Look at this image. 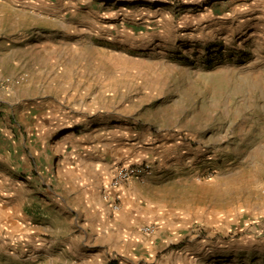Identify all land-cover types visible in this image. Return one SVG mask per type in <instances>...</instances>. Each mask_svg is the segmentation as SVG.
<instances>
[{
	"label": "rangeland",
	"instance_id": "obj_1",
	"mask_svg": "<svg viewBox=\"0 0 264 264\" xmlns=\"http://www.w3.org/2000/svg\"><path fill=\"white\" fill-rule=\"evenodd\" d=\"M2 1L0 264L79 260L140 163L131 264H264V0ZM80 163L108 213L66 187Z\"/></svg>",
	"mask_w": 264,
	"mask_h": 264
},
{
	"label": "crops",
	"instance_id": "obj_2",
	"mask_svg": "<svg viewBox=\"0 0 264 264\" xmlns=\"http://www.w3.org/2000/svg\"><path fill=\"white\" fill-rule=\"evenodd\" d=\"M32 0H4L1 3L3 5L12 4L16 6H20L22 3H31ZM1 48V47H0ZM2 50V48H1ZM4 58H0L2 60ZM157 147V146H156ZM130 150V148L128 149ZM151 150V149H149ZM155 149L150 151L151 153H155ZM157 152V151H156ZM143 158V157H142ZM110 162L108 165H104V167L110 166ZM92 169H86L84 166L78 164L74 165L73 168L70 169L68 173L72 178H64L65 185L67 188L75 189L80 186V191L85 190L84 197L86 199V203L90 206V211L92 213L97 212H105L108 211L105 209L104 204L101 203V181L96 186V189L92 190L93 186L89 177V171L93 172ZM108 170V169H106ZM110 170V169H109ZM112 172V171H111ZM92 176V175H91ZM1 178H4L3 176ZM71 179V180H70ZM70 180V182H68ZM70 183V185H69ZM74 184L76 187H74ZM147 184H142L138 182H131L125 185L122 190V205H123V214L119 217L115 218L113 222L102 223L103 226L108 227V231H110L107 237H104V240L99 238H94L91 233V237H87L80 243V257L79 260L70 259L67 264H113L111 263L110 256H114V252L116 255H120L121 259L118 264H131L132 258L136 256L134 254L139 253L135 250L139 251L140 247L146 240H143L139 229L140 223L138 222L137 213L140 211L141 206L138 204L140 198H142V190L146 188ZM96 190V191H95ZM90 191V192H89ZM98 191V192H97ZM82 225L88 226L91 230L96 229L98 223H95L94 220L86 221ZM119 227L120 230H114L111 227ZM139 226V227H138ZM83 230V228H81ZM83 243V244H82ZM83 245V246H82ZM120 245V248H118ZM128 247L131 248L129 255H125L120 252L123 248ZM134 253V254H133ZM129 261V262H127ZM48 264H58L56 260L52 259Z\"/></svg>",
	"mask_w": 264,
	"mask_h": 264
},
{
	"label": "built area",
	"instance_id": "obj_3",
	"mask_svg": "<svg viewBox=\"0 0 264 264\" xmlns=\"http://www.w3.org/2000/svg\"><path fill=\"white\" fill-rule=\"evenodd\" d=\"M154 167L149 163L131 164V165H118L111 172L109 180V189L113 192H118L119 189L131 182L145 183L154 175ZM108 207L112 210L119 211L120 205L116 199V194H108L105 196ZM143 233L152 231L150 226L140 228Z\"/></svg>",
	"mask_w": 264,
	"mask_h": 264
}]
</instances>
